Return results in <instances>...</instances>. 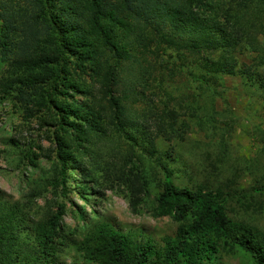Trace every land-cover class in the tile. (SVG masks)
I'll return each mask as SVG.
<instances>
[{
	"label": "rangeland",
	"instance_id": "obj_1",
	"mask_svg": "<svg viewBox=\"0 0 264 264\" xmlns=\"http://www.w3.org/2000/svg\"><path fill=\"white\" fill-rule=\"evenodd\" d=\"M0 13L16 26L7 37L10 60L13 44L21 50L30 28H38L43 42L51 37L41 25L45 15L70 19L60 15L59 5L40 12L32 0H0ZM2 22L0 17V29ZM256 30L264 45V25ZM3 41L0 77L9 79L14 70L2 59ZM165 51L147 59L150 77L127 95L121 121L96 97L107 117L99 118L87 142L41 106L50 82L26 105L16 92L0 97V264H95L89 259L94 240L107 226L136 248H148L146 264H159L155 254L163 257L166 242L190 223L154 215L166 176L160 163L178 188L214 192L232 221L264 235V65L255 64V54L240 52L232 74L209 79L205 55L180 62L174 51ZM135 97L139 101L131 105ZM58 139L70 151L64 165L57 157ZM135 175L142 177L145 193L132 211L127 183ZM59 207L57 236L45 253L38 233ZM211 237L217 251L203 264H246Z\"/></svg>",
	"mask_w": 264,
	"mask_h": 264
},
{
	"label": "trees",
	"instance_id": "obj_2",
	"mask_svg": "<svg viewBox=\"0 0 264 264\" xmlns=\"http://www.w3.org/2000/svg\"><path fill=\"white\" fill-rule=\"evenodd\" d=\"M32 2L40 12L54 10L59 5L60 15L70 19L45 15L41 25L51 37L43 42L38 28H30L31 36L22 38L21 50L15 47L17 43L13 44L16 52L11 53L15 58L10 60L5 53L10 52L7 37L16 26L14 19L0 13L3 21L0 39H4L2 59L9 61V67L14 70L12 78L0 77V97L16 92L26 105L33 102L31 95H36L38 88L50 82L46 100L40 99L41 106L55 114V123L66 125L82 143L99 127V118L103 114L107 117L106 108L99 105L96 97L106 100L117 123L121 121L126 112L127 95L145 83L144 77H150L147 59L152 55L157 57L160 50L174 51L180 62L205 55L203 69L209 79L217 74H232L236 67L235 55L240 52L255 54V64L264 65V45L259 43L256 30L258 25H264V0ZM133 45L137 47L134 54ZM218 51L223 53L215 58ZM180 68L186 67L180 64ZM87 78L91 84L86 82ZM209 82L206 80V84ZM250 82L255 83L256 78ZM78 94L83 95L82 100H75ZM138 101L135 97L130 104ZM58 141V144L64 143L65 139ZM69 141L77 143L76 139ZM57 148L58 160L64 165L70 151L62 144ZM159 165L166 176L156 198L154 215L190 222L178 229L174 239L166 242L163 257L155 254L159 264L209 261L210 254L217 251L211 235L223 240L246 264H264L262 233L232 221L214 192L178 188L170 180L166 167ZM127 185L130 207L135 211L145 193L142 177L133 176ZM62 215L59 207L49 227L39 230V245L45 253L57 236V224ZM151 255L148 248H136L128 236L107 226L96 236L89 259L95 264H146Z\"/></svg>",
	"mask_w": 264,
	"mask_h": 264
}]
</instances>
